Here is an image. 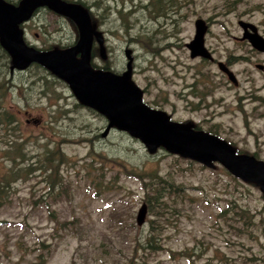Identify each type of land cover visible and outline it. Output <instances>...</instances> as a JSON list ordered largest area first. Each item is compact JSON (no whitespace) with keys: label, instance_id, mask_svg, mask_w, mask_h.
I'll return each mask as SVG.
<instances>
[{"label":"rangeland","instance_id":"obj_1","mask_svg":"<svg viewBox=\"0 0 264 264\" xmlns=\"http://www.w3.org/2000/svg\"><path fill=\"white\" fill-rule=\"evenodd\" d=\"M82 1L103 38L97 65L110 62L123 72L128 64L147 105L214 129L241 153L264 160V71L256 67L264 56L237 39L239 20L264 35V0ZM63 18L37 11L23 24L27 43L73 44L74 25ZM197 19L208 24L204 44L212 61L191 58L185 45ZM139 34L149 38L142 43ZM11 69L0 71V105L16 120L0 121V264H264V221L253 222L264 216L261 186L219 163L146 147L80 106L46 70ZM152 171L182 185L173 197L179 212L160 217L153 203L138 226ZM241 208L252 224L236 217ZM149 232L160 233L155 251L143 247Z\"/></svg>","mask_w":264,"mask_h":264},{"label":"water","instance_id":"obj_2","mask_svg":"<svg viewBox=\"0 0 264 264\" xmlns=\"http://www.w3.org/2000/svg\"><path fill=\"white\" fill-rule=\"evenodd\" d=\"M42 7L69 18L75 24L78 39L73 46L39 50L25 43L20 25ZM238 25L242 30L239 40H247L252 48L264 53V36L256 25L243 20H239ZM207 30L205 20L195 21L193 39L185 44L191 58L214 60L204 44ZM93 37L102 43V35L93 30L87 9L79 3L20 0L14 5L0 0V46L11 57L13 68L24 70L32 63H38L63 80L78 102L103 115L109 126L128 133L146 147L154 150L161 146L205 166L218 162L234 177L256 183L264 189V161L249 154H237L225 140L195 130L189 124L172 121L166 112L146 105L142 101V90L130 79L128 64L121 74L93 67L90 63ZM217 66L230 82L238 84L224 62L218 61ZM256 67L261 69L262 65ZM146 212L147 205L142 203L135 218L138 226L144 224Z\"/></svg>","mask_w":264,"mask_h":264},{"label":"trees","instance_id":"obj_3","mask_svg":"<svg viewBox=\"0 0 264 264\" xmlns=\"http://www.w3.org/2000/svg\"><path fill=\"white\" fill-rule=\"evenodd\" d=\"M6 1L11 2L13 4H18L20 2V0H6ZM64 1L76 2V3H79V4L83 5L84 7L88 8L85 5V2L82 1V0H64ZM98 4H99L98 2H96V3L93 2L92 3L93 6H98ZM157 9L158 10H161L160 4L158 5ZM40 10H43L46 13H48V12L51 13V11H49L46 8L38 9V11H40ZM88 12L90 14V17H91V21H92L93 26L95 27V29H98V27H99V22H98V19H97L98 17L95 15L94 12L90 11L89 9H88ZM125 25L127 26L128 23L124 22V26ZM146 35L147 34H143V35L142 34H139V35H137V37L135 39L137 41H140V42L144 43L142 40L144 38L145 39H148L149 38ZM60 47L62 48L64 46L63 45H58V42H56V41H52L47 46L44 44V41H43L42 44H41V48L40 49H54V48H60ZM106 51H107V48H106ZM94 53H95V55L93 54V52L91 54V59H92L91 60V64L95 68H100V69H103V70H110V71H113V72H116V73H120L119 71L113 69L110 66V62H105L104 65H97L94 62V59H95V57L97 56L98 53L97 52H94ZM7 65L8 66H11L12 65V61L10 59V56L6 53V51L0 46V71H2V67H6ZM32 68H34L36 70L38 69L39 71H44L45 70L43 67H41L40 65L35 64V63L32 64ZM1 81L2 80H0V83H1ZM2 87L3 86L0 84V90H1ZM79 105L80 106H83L80 103H79ZM88 109L89 110H92L90 108H88ZM92 112H94V111L92 110ZM95 114H97V113H95ZM97 115H100V114H97ZM100 116H102V115H100ZM4 120L7 123H9L10 125L13 124V122L14 123L16 122L14 116L12 114L8 113L7 111H2V107L0 105V121L3 122ZM192 127L194 129H201L196 124H193ZM14 128L15 127L13 126V129ZM205 131L208 132V133H210V134L219 136L218 132L216 130H214V129H211L210 128V129H206ZM235 151L237 153H241L236 148H235ZM251 155H253L256 158H258L255 154H251ZM145 177L147 178V181H148L147 185L149 186V187H147V192L145 193L146 194V199H145V202L146 203L145 204L147 205V207L149 209H151L153 207V203H155L158 206V209H157V207H155V209L158 210L159 213H157V214L160 217L162 215H165L167 212H173V213H175L174 211H176V213H178L179 210H178L177 202L173 200V197L174 196L181 195L182 189H183L182 188V185L181 184H176L175 182H173L171 180V178L165 177V176L163 177V176L159 175L157 172H153V171L150 172V173H148ZM8 180L10 181L11 179H8ZM249 183H251V182H249ZM251 184H254V183H251ZM2 186H3V184H0V188H2ZM174 202H175V204H173ZM230 208H233V207L231 206ZM222 213H223V211H222ZM234 214L236 215V217L238 219L241 218V219H245V220L248 219L250 216H252V215H249L248 211H246V210H244L242 208L240 209L239 212L235 211ZM260 220H261V222H260ZM263 221H264V216L261 219L258 218L257 221L254 220L253 222L254 223L255 222H260L262 224ZM246 224L247 225L248 224H252V221L248 219L247 222H246ZM156 228L158 229L157 226H156ZM159 234H160L159 232H157V234H153V232H149L148 235H147V237H146V239H145V244H144L145 246H143V247H146V248H148L149 250H152V251H155L158 248H160L161 246L157 242L158 238H160V236H158Z\"/></svg>","mask_w":264,"mask_h":264},{"label":"flooded vegetation","instance_id":"obj_4","mask_svg":"<svg viewBox=\"0 0 264 264\" xmlns=\"http://www.w3.org/2000/svg\"><path fill=\"white\" fill-rule=\"evenodd\" d=\"M64 20H66L65 18H63ZM67 21V20H66ZM94 28V27H93ZM96 30V29H95ZM94 30V31H95ZM259 31V30H258ZM73 32H74V37H75V41L73 42V44H75V42H76V37H78V30L76 29H74L73 30ZM97 32V31H96ZM262 36H264V35H262ZM238 40H239V38H237ZM102 40H103V38H102ZM241 41H244L246 44H249L250 45V43L247 41V40H241ZM72 44V45H73ZM100 45V46H99ZM97 47V48H96ZM250 47L252 48V46L250 45ZM253 50H255V51H257L256 49H254V48H252ZM92 52H93V54L95 55V53L94 52H97L98 54H99V56H100V58L102 59V54H101V44L98 42V40H96V37H93V41H92V51H91V54H92ZM257 52H259V51H257ZM261 55H263L264 56V53L263 52H259ZM256 65H259V64H256ZM259 70H261V71H264V65L262 64V68L261 69H259ZM13 72H18V73H20V72H22L21 70H14ZM50 73V72H49ZM38 121H40V120H36V122H38Z\"/></svg>","mask_w":264,"mask_h":264},{"label":"bare ground","instance_id":"obj_5","mask_svg":"<svg viewBox=\"0 0 264 264\" xmlns=\"http://www.w3.org/2000/svg\"><path fill=\"white\" fill-rule=\"evenodd\" d=\"M195 130H201V129H195ZM202 131H204V130H202ZM204 132H206V131H204ZM208 133V132H207ZM210 134V133H209ZM211 135H213V134H211ZM216 136V135H215ZM218 137V136H217Z\"/></svg>","mask_w":264,"mask_h":264}]
</instances>
